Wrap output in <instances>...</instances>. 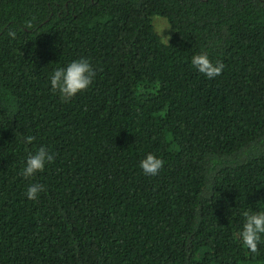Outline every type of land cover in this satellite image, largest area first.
<instances>
[{
  "label": "trees",
  "instance_id": "16d2710c",
  "mask_svg": "<svg viewBox=\"0 0 264 264\" xmlns=\"http://www.w3.org/2000/svg\"><path fill=\"white\" fill-rule=\"evenodd\" d=\"M81 58L93 82L63 99L50 74ZM262 210L264 0H0V264H264L239 238Z\"/></svg>",
  "mask_w": 264,
  "mask_h": 264
},
{
  "label": "clouds",
  "instance_id": "9594fccd",
  "mask_svg": "<svg viewBox=\"0 0 264 264\" xmlns=\"http://www.w3.org/2000/svg\"><path fill=\"white\" fill-rule=\"evenodd\" d=\"M7 35L10 39H15L17 33L9 29ZM191 65L197 72L209 79L219 76L224 68L222 62H213L206 52L194 54L191 57ZM94 75L95 71L90 62L81 58L55 69L50 74L49 82L51 88L58 91L63 99H69L86 90L92 84ZM31 141V137L26 138L27 143H31ZM53 158V154L41 146L26 157L20 169V175L25 179L34 177L38 172H42L46 164ZM163 165L164 161L153 153H147L139 162V167L147 176H156ZM42 191H44V186L33 182L28 185L25 196L28 200H35ZM239 238L244 248L251 253L257 252L258 245L264 240V210L243 213Z\"/></svg>",
  "mask_w": 264,
  "mask_h": 264
},
{
  "label": "rangeland",
  "instance_id": "374dc122",
  "mask_svg": "<svg viewBox=\"0 0 264 264\" xmlns=\"http://www.w3.org/2000/svg\"><path fill=\"white\" fill-rule=\"evenodd\" d=\"M154 24L159 34L163 37V40L167 41L171 34L170 25L167 22V19L162 16H157L154 18Z\"/></svg>",
  "mask_w": 264,
  "mask_h": 264
}]
</instances>
